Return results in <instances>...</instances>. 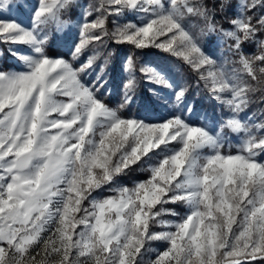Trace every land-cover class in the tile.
<instances>
[{"label":"snow or ice","instance_id":"obj_1","mask_svg":"<svg viewBox=\"0 0 264 264\" xmlns=\"http://www.w3.org/2000/svg\"><path fill=\"white\" fill-rule=\"evenodd\" d=\"M74 6L84 11L73 36L61 17ZM13 8L23 3L0 0V44L24 46L11 50L19 70L0 66V264H264V121L241 115L255 93L264 97V0H35L27 24L7 16ZM126 12L135 17L109 29L108 16ZM57 39L67 55L52 53ZM105 39L182 61L227 115L216 127L194 123L188 87L147 65L139 71L171 90V109L126 114L133 55L121 102L109 106L103 69L85 79ZM134 169L143 178L118 186Z\"/></svg>","mask_w":264,"mask_h":264},{"label":"trees","instance_id":"obj_2","mask_svg":"<svg viewBox=\"0 0 264 264\" xmlns=\"http://www.w3.org/2000/svg\"><path fill=\"white\" fill-rule=\"evenodd\" d=\"M217 22L223 26L228 25V18L223 17V15L217 16ZM190 23L194 26V30H199L201 22L195 18L190 19ZM97 49L102 53L101 57L97 60L94 70H91L87 76L86 80H94L96 74L101 72L103 69L105 78L108 82L104 88L100 89V95L103 96L104 100L111 107H116L122 99V83L126 78L122 70L121 63L130 55H133L136 59L137 67V81L138 86L135 93V98L132 104L129 106V109L126 110L128 115H137L141 118L151 117L157 119L162 117L159 114L155 97L152 95L146 82L144 80V74L139 71V68L144 64L151 63L163 74L166 75L172 81H175L178 85H184L188 87L189 91L187 94V102L190 105H194L196 111L192 115L191 119L194 123H204L205 120H208L213 124L214 127L226 116V111L222 105H219L215 100H213L207 90L204 88L203 82L197 86L198 76L196 73L192 72L191 69L184 64L182 61L178 60L175 57L170 56L168 53L163 51L154 50L151 48L145 49H135L128 44H112L110 40L105 39L104 46H96ZM246 53H251L255 51L254 45L251 43H246L244 45ZM52 53L55 54H65L67 55L68 51L64 50L61 47L56 46L55 43L52 45ZM91 51V49H90ZM217 57L221 63H225L228 68H231L232 65L229 63L230 60L234 59L230 57L227 52L221 54V48L217 46ZM111 54L110 60L105 61L104 55ZM85 59V58H82ZM10 65L6 62H3V67L8 68ZM264 97H262L261 92H257L252 96L251 103L249 108L246 109L245 113L241 115L245 118L252 117L253 121L260 123L264 121ZM231 142L239 143V136L237 134L228 133ZM144 173L139 169H134L129 172L127 175L122 176L118 180V186L124 185L129 186L134 180L143 178ZM112 193L105 190L102 193H99L100 197L111 195ZM183 209V206H180ZM180 214L183 212L178 209Z\"/></svg>","mask_w":264,"mask_h":264},{"label":"rangeland","instance_id":"obj_3","mask_svg":"<svg viewBox=\"0 0 264 264\" xmlns=\"http://www.w3.org/2000/svg\"><path fill=\"white\" fill-rule=\"evenodd\" d=\"M16 2L17 3H23V9L19 10V9L13 8L10 12L7 13V16L10 18H17V19L23 20L25 22V24H27L28 20H27V16L25 13L29 9V5L35 3V0H16ZM102 2H103V0H76V4L81 5V6L95 5V6L99 7V5ZM83 11H84L83 7L74 6L68 12H65L61 17V19L63 21H65V29L64 30L67 31L68 28H71V32H72L73 36L78 31L79 24L81 23V15L80 14ZM0 15H4V14L0 13ZM134 17H135V14L131 13V12H126L124 16H120V17L109 15L108 20H107V26L109 27V29H112L114 27L113 21H117L119 23H125L128 20L133 19ZM52 29H53V32L55 34L61 35V36L63 35L62 32L61 33L56 32V26L55 25L52 26ZM54 43L56 44V46L61 47L64 50L68 51V49L65 46L64 41L62 39H57ZM16 48H20L21 51H24V46H21V45H14V44H7V43L0 44V66H3V62H6L10 65L8 68H15V69L19 70L20 65L18 64L17 58L15 56H13L11 53V50L16 49ZM151 49L159 50L156 48H151ZM159 51H161V50H159ZM125 60L121 63L122 69H123V65H124ZM145 65L152 67V68H155L157 71H161L157 67L152 65L151 63L144 64L143 66H145ZM144 80L146 82V86L148 87V89L150 90L152 95L155 97V102H156L159 114L161 116L167 115L168 111L171 109V103L169 102L166 105L164 103V101L165 100H169V101L171 100V90L164 87V86L149 82L148 77L145 74H144ZM169 80L172 81L171 79H169ZM172 82L174 84H177L175 81H172ZM224 109H225L226 115H227V109L226 108H224ZM204 123H207L210 127H214L213 124L211 122H209L208 120H205ZM239 140H240V136H239ZM140 179H142V178H140ZM137 180H134L129 186L121 185L120 187H132L137 182ZM183 214H184V212L181 213V215H183ZM164 218L165 219H173L172 217H168V216H165ZM150 247L154 250H161L162 251L165 247V244L162 241H153V242H151ZM33 254H35V253H33ZM149 256H154V253H149ZM147 258L148 257H146V259Z\"/></svg>","mask_w":264,"mask_h":264}]
</instances>
